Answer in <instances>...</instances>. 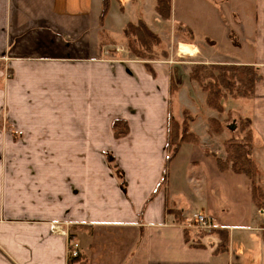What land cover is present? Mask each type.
Here are the masks:
<instances>
[{
  "label": "crops",
  "instance_id": "1",
  "mask_svg": "<svg viewBox=\"0 0 264 264\" xmlns=\"http://www.w3.org/2000/svg\"><path fill=\"white\" fill-rule=\"evenodd\" d=\"M102 2L0 0V113L17 131L0 136V249L9 255L0 251V264H72L74 244L87 264H225L214 231L230 235L236 222L255 223L264 244L251 181L217 163L227 159L225 142L238 139L229 115L251 119L254 161L255 146L264 148V0L250 31L247 0H172L168 20L156 0H112L101 27ZM139 21L162 41L149 62L124 36ZM246 35L249 60L239 53ZM200 64L255 67L253 98L226 100L221 115L209 109L190 79ZM185 111L200 143L184 144L168 164L170 116L181 123ZM209 119L222 122V134ZM117 120L128 127L121 138ZM194 208L211 232L189 219Z\"/></svg>",
  "mask_w": 264,
  "mask_h": 264
},
{
  "label": "trees",
  "instance_id": "2",
  "mask_svg": "<svg viewBox=\"0 0 264 264\" xmlns=\"http://www.w3.org/2000/svg\"><path fill=\"white\" fill-rule=\"evenodd\" d=\"M112 0H103L100 16V26L103 27ZM156 11L165 20L171 17L172 0H156ZM127 39L128 50L137 58L143 61L156 59L155 49L162 46V41L157 34L152 32L143 21L137 24L130 23L124 30ZM162 57L168 58L166 52ZM147 68L150 70L149 65ZM259 71L252 66L236 65H196L190 75L191 81L195 82L203 93L206 94V106L219 113L225 112L224 102L231 97L234 100H250L254 96L255 86L260 81ZM175 89L172 88L174 92ZM194 121L192 115L184 112L183 122L176 121L172 116L169 120L168 132V164L177 156L184 144H199V138L190 132V124ZM208 124L212 134L220 135L223 132V125L219 120L209 119ZM113 129L117 138L128 134L127 124L122 120L113 123ZM239 133L241 138H231L225 142L227 159L222 161L217 158L220 171L232 170L238 175L246 176L252 183V199L259 210H264V191L258 185L260 181V170L257 167L254 155V135L251 119L240 121ZM112 162V160H110ZM167 180L164 174L163 183ZM178 222H183L181 214L176 210H169ZM219 239L218 253L228 251L230 246V235L227 230L214 231ZM72 238V237H70ZM264 238V237H263ZM73 246H70L72 249ZM72 264H87L86 256L82 253L78 257H71Z\"/></svg>",
  "mask_w": 264,
  "mask_h": 264
},
{
  "label": "rangeland",
  "instance_id": "3",
  "mask_svg": "<svg viewBox=\"0 0 264 264\" xmlns=\"http://www.w3.org/2000/svg\"><path fill=\"white\" fill-rule=\"evenodd\" d=\"M256 0H247V7H248V15L249 19L247 22L248 25V31H250V27L254 25L255 23V16L252 13L255 9ZM244 44L242 47V51L239 53L244 57L245 59H251V57L254 55V39L246 35V37L243 39ZM186 48V47H185ZM188 51V48H186ZM235 51V50H234ZM156 55V53H155ZM231 97H229L230 100ZM233 101V100H232ZM235 102L233 101V104ZM226 105V103H225ZM227 105H229L227 103ZM243 109V107L240 109V111ZM173 115L174 117L180 116V109H178L177 105L174 103L173 108ZM237 115H229V118L225 121L228 123V128L231 131H236L234 134L235 137H240L239 133V127H240V121L243 119H238ZM221 122V121H220ZM222 124V122H221ZM223 125V124H222ZM224 126V125H223ZM0 136L6 137L7 139H16L17 138V131L15 128V124L13 120L5 113H0ZM190 145V143H187ZM256 151H255V163H257V167L260 170V181L258 182V185L262 188L264 191V148H260L257 145ZM12 162H13V155L11 153L7 154L5 153L2 156V163L5 166L9 167V170L11 172L12 168ZM200 209L194 208L191 213L189 214V219L195 220L200 216L201 214ZM233 228L229 230L230 232V249L229 251L222 252L219 258V261H223L225 264H264V244L261 242V240L258 239V232L255 231V223L250 224L247 223H241L236 222L232 223ZM1 252L4 253V255L9 256L7 252L0 249ZM231 258V260H230ZM10 264H16L15 262H11Z\"/></svg>",
  "mask_w": 264,
  "mask_h": 264
},
{
  "label": "built area",
  "instance_id": "4",
  "mask_svg": "<svg viewBox=\"0 0 264 264\" xmlns=\"http://www.w3.org/2000/svg\"><path fill=\"white\" fill-rule=\"evenodd\" d=\"M120 51V49L118 50ZM196 227L199 229L200 232H206L209 233L213 230L212 223L209 219H207L205 216L200 215L195 221ZM264 231V229H262ZM80 254L79 252V246L77 244L73 245V248L70 249V256L75 258L78 257Z\"/></svg>",
  "mask_w": 264,
  "mask_h": 264
},
{
  "label": "bare ground",
  "instance_id": "5",
  "mask_svg": "<svg viewBox=\"0 0 264 264\" xmlns=\"http://www.w3.org/2000/svg\"><path fill=\"white\" fill-rule=\"evenodd\" d=\"M184 52H187V49L185 47L181 48Z\"/></svg>",
  "mask_w": 264,
  "mask_h": 264
}]
</instances>
